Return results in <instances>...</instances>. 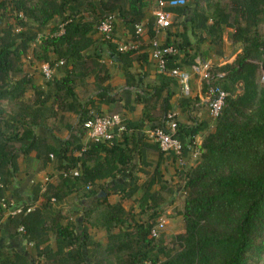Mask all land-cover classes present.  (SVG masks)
<instances>
[{"label": "trees", "instance_id": "trees-1", "mask_svg": "<svg viewBox=\"0 0 264 264\" xmlns=\"http://www.w3.org/2000/svg\"><path fill=\"white\" fill-rule=\"evenodd\" d=\"M154 1L0 0V102L11 106L5 119L0 107V197L23 202L25 207L41 198L32 212L6 221L9 238L18 236L31 244L35 258L0 248V264H264V34L260 31L264 0H188L184 7L167 9L174 22L163 45L177 50L167 69L185 70L198 57L206 61L212 51L219 55L226 29L231 30L227 39L239 48L230 63L211 71V84L228 96L213 131L198 147L199 156L191 165L176 167L178 186L163 173L165 163L176 166V157L162 152L143 130L162 126L163 118L175 108L188 114L200 100L179 97L174 105L179 86L167 73L156 71L153 83L144 87L146 75L134 67L150 66L145 47L142 53H120L108 43L110 59L120 65L124 77L121 89L113 92L101 51L94 46L96 28L108 14H115L132 38L134 26L148 19L152 37L153 18L146 14ZM8 11L15 25L6 22ZM86 11L93 19H85ZM53 22L65 24L64 33L43 39L33 56L51 66L63 61V75L40 87L21 76V58ZM89 78L94 96L81 101L76 88ZM29 90L34 96L26 100ZM205 90L202 83V94ZM100 105L107 106L110 115L120 114L127 132L120 142L90 143L81 151L82 124L91 112L102 114ZM54 106L60 115L77 116V127L64 124L68 132L64 139L51 125L59 115ZM139 106L140 118L128 119L126 115ZM205 129L204 121L178 122L177 138L185 158ZM31 153L42 166L53 162L58 179L47 183L42 193V185H35L33 195L29 192L28 200H23V189L15 186L18 157ZM78 165L80 176L71 177L69 171ZM138 173L146 176L141 183ZM177 188L183 203L176 215L182 219L183 231L172 238L173 249H168L162 237L150 234L165 204L177 196ZM115 195L120 199L110 203L109 197ZM70 196L92 202L80 224L64 220L59 205ZM132 199L137 213L122 204ZM2 215L0 209V224ZM89 229L105 232L106 243L94 242Z\"/></svg>", "mask_w": 264, "mask_h": 264}, {"label": "built area", "instance_id": "built-area-1", "mask_svg": "<svg viewBox=\"0 0 264 264\" xmlns=\"http://www.w3.org/2000/svg\"><path fill=\"white\" fill-rule=\"evenodd\" d=\"M186 0H155L153 3V9L151 11L150 17L153 18V28L152 31L154 35L152 37L148 34L147 22L148 19L143 20L141 23L134 26L135 32L134 36L129 37L125 43H119L115 39V14H108L104 16L96 28V35L98 40L103 43H113L117 46V51L120 53H126L130 51H135L136 53L141 52V47L144 45L146 52H148V59L154 64L158 72L167 73L170 77L174 78L178 82L179 90L182 97H189L191 93L190 80L195 77L199 84V90L202 94V83L206 84V90L202 94L207 106V111L209 117L212 121H215L221 114L224 107V102L228 93L224 92L218 86H213L211 84V71L212 64L208 61H203L199 57L195 59L194 64L185 70H180L178 68L167 69V63L169 57L175 55L177 50L172 46H164L163 39L161 37L166 35L167 29L173 24V14L167 9L184 7L186 5ZM64 25L60 24L57 31L46 38H53L61 36L64 33ZM37 40V39H36ZM63 61H59L54 64V67L62 65ZM43 77L46 80L52 79L53 68L48 63H43L40 65ZM223 74H218L222 76ZM91 118L82 124V130L84 129V137L82 141L81 151L88 148L90 143H106L112 145L115 142H120L123 133L127 132L124 118L120 114H101L97 115L91 112ZM177 112L174 110L169 111L163 118L162 126L150 129L147 134L152 142L157 143L160 150L166 154H172L176 157V167L180 170L184 166L189 165L199 156V149L201 143L194 142V148L188 157H184L182 152V143L177 138ZM52 159V156H51ZM79 165L74 169L69 171L71 177L80 176ZM63 177H66L65 172H61ZM50 180L45 177L42 181L41 193L45 190V186ZM0 188L2 185L0 183ZM40 201L37 200L36 202ZM55 199L51 198V202ZM37 203L33 206L25 207L23 202H19L14 199H9L7 196L0 197V209L3 212L2 219H9L20 214H27L34 210ZM3 220H1L0 231L2 229ZM165 228V221L159 219L156 225L151 229L150 236L158 239L161 232ZM22 233L24 232L22 228L19 229ZM31 245V244H30ZM143 264H150L149 261H145Z\"/></svg>", "mask_w": 264, "mask_h": 264}, {"label": "rangeland", "instance_id": "rangeland-1", "mask_svg": "<svg viewBox=\"0 0 264 264\" xmlns=\"http://www.w3.org/2000/svg\"><path fill=\"white\" fill-rule=\"evenodd\" d=\"M186 1H187L186 2V4H187L188 0H186ZM152 9H153V4H152V8L146 14L147 18L150 17ZM6 15H7L6 22L10 25L13 23L15 25V19L13 16H11L12 12L8 11ZM19 17L23 18L22 15H19ZM84 17L86 20L93 19V15L91 14L90 11H86L84 13ZM99 20L100 19H98V21ZM59 25L60 24L57 25V22H53L50 25H48L47 29L44 32H41L38 34V36L36 38L37 40L35 43H33L31 45L29 52L21 58V65H22V71H23L21 76H26L27 78H31L33 80V83L37 86H40V87L43 86L44 87L45 82L47 80L43 77L42 72H41V68H40V65L43 63L39 62L35 59V57L33 56V51L38 50V45L44 39V37L46 35L49 36L50 34H52L54 29L56 27H58ZM172 29L175 30V26H173ZM260 31L264 34V25L260 26ZM227 32H228V30L226 29V31H224V35H223L224 40H223L222 53L219 55H216L213 58L210 57L213 59L215 66L222 64L223 62H227L229 60L230 56L233 53H235V51L238 48L237 46L233 47V46L229 45V42L226 41V33ZM128 35L129 34L123 28L121 23L116 19V22H115V39L119 43H125ZM94 38L96 40V44L94 46L97 47V49L99 51H101V59L105 63V65L107 66L108 72L110 73V76H111L110 81L108 83L113 88V90H114L113 92L119 91L124 84V77L122 76V73L120 70V65L117 62H114L110 59L109 51L106 47V45L108 43L100 42L98 40L96 33L94 35ZM144 47L147 48L146 45H144ZM223 48H224V50H223ZM90 51H91V49H90ZM139 53H142V52H139ZM63 66L62 65H59L57 67L51 66L53 68L52 78L58 79V78L62 77V75H63V72H62L63 68L62 67ZM134 70L135 71L139 70V67L135 66ZM154 71H156V70L154 69ZM261 77H262L263 83H264V72L262 73ZM16 79H17V77H16ZM16 79L12 78L13 81H15ZM191 87H192V85H191ZM94 90H95V87H94L93 79L89 78L84 82V84L77 86L76 93L78 94L79 99L81 101H83V100L87 99L89 96L93 97L94 96L93 95ZM33 96H34L33 92L31 90H29L25 94L24 99L31 100L33 98ZM0 107L5 110V112L2 116V119H5L8 115V113L10 112L11 106H9L6 101H2V102H0ZM100 107H101V113L102 114H109L108 110H107L108 109L107 106L100 105ZM137 109H140V107H138ZM173 110L176 111L178 114V116H177L178 122H183V121L185 122L186 117H189L188 115H190V114L181 113L177 108H175ZM54 111H56V113H59V115H57V117L52 119L51 125H53V127H54V132H55L56 136L59 139H64L68 135V132L65 129L64 124L69 123V124L73 125L74 128L77 127V116L75 114H72V113H63L62 115H60V112H59V110H57L56 107L54 108ZM200 111H202L205 115L204 117L206 118V123L209 126V128L207 129L208 132L213 131L215 122L212 121L211 118L209 117V114H208L206 108L203 107L200 109ZM128 115H130V114H128ZM128 115H126V116H128ZM193 115H195L194 117L198 122L199 117L197 116V114H193ZM132 117L134 118V116H132ZM82 143H83V141H82ZM19 164L22 166L25 165V167L22 168ZM191 164L192 163H190V165ZM26 166L29 170L25 171V174H24L23 172H24V169L26 168ZM54 166L55 165L53 162L50 164H47L46 166H42L39 161H36V159H34L32 156L29 157V155L26 158H22L21 156H19L18 157V172H17L16 177H15V185H17V186L23 185L21 187V189H23L24 191H28L33 195L34 186L37 184H41L45 177H47L50 180L49 183H54L55 181H57L58 176H57V173L54 169L55 168ZM20 167H21V170H20ZM175 167L176 166H174V165L168 164V167L166 168V171H165V177L167 178L168 181L175 183L174 184L175 186H178L179 180H178V176L176 174L177 171H176ZM138 175L140 177L139 178L140 183L146 179V176L144 173H138ZM20 177H22V178H20ZM21 192H22L21 193L22 199L28 200L27 195H24L22 190H21ZM30 193H28V194H30ZM138 197H139V194H136L135 198L138 199ZM39 199H41V198H39ZM119 199H120V197L118 195L110 196L109 202L114 203V202H117ZM80 201L82 202L83 200H81L75 196H70L69 198H67L65 200V202H68V203H66V209L64 211V215L66 217L65 218L66 220L69 219V220L75 221L77 218L83 216L85 208L81 207L79 205ZM36 203H37V205H39L40 201H38ZM182 203H183V197L177 188V196L173 199V201L171 203L165 204L164 212L161 215V217L159 218V219H163L165 221V228L161 232L160 237L163 238L164 245L167 246L168 249H173L172 238L175 235H177L183 231L182 219L180 216L176 215V212L182 208ZM83 204H85V205L88 204V206H90L91 203L87 202V201L86 202L83 201ZM122 204L124 205V207L126 209L132 207L134 209L135 213H137L139 211L136 200L132 199L129 201H124ZM136 219L138 220V219H140V217L137 216ZM89 233H90L94 242H99L102 245H104L106 243L105 232L98 231L95 229L94 230L89 229ZM50 243H53L52 239H51ZM26 245L28 247H30V250H28V252L31 251V245L30 244H26ZM31 255H32V257L35 258L34 252L31 253Z\"/></svg>", "mask_w": 264, "mask_h": 264}, {"label": "crops", "instance_id": "crops-1", "mask_svg": "<svg viewBox=\"0 0 264 264\" xmlns=\"http://www.w3.org/2000/svg\"><path fill=\"white\" fill-rule=\"evenodd\" d=\"M186 18V17H185ZM120 22V21H119ZM121 23V22H120ZM121 25H122V23H121ZM123 26V25H122ZM124 28V27H123ZM228 30V32L226 33V41H228L229 42V45H231V46H233L232 44H231V42L227 39V34L229 33V32H231V30L230 29H227ZM226 31V30H225ZM166 36V35H165ZM165 36L163 35L162 37H161V39H165ZM129 37H131L130 35H128V37L126 38V39H128ZM223 40H224V36H223ZM222 47H223V45H222ZM222 47H221V53H222ZM234 47V46H233ZM223 50H224V48H223ZM220 53V54H221ZM239 53V48H237V50L235 51V53H233L231 56H230V58H229V60L227 61V62H223L222 64H219V65H216L215 66V63H214V61H213V57H215L216 56V54H215V52L214 51H212V52H210V54H209V56H208V58L206 59V61H208V62H210L211 64H212V70L213 69H215V67H219V66H222V65H224L225 63H230L235 57H236V55ZM210 57H212V58H210ZM148 61H149V59H148ZM149 63H150V66H148V68H143L142 70H138L137 72H142V73H144L145 75H146V77H145V79H144V87H146V85L147 84H152L153 83V81H154V74H155V72L157 71V69L155 68V66H154V64L153 63H151L150 61H149ZM154 69L156 70V71H154ZM190 85H192V87H191V93H190V95H189V97H198V99L200 100V103L199 104H195V106L191 109V111L188 113V114H190V115H188L189 117H186V121L184 122L183 121V123H187V124H190V123H192V122H195V121H197L196 119H195V115H193V114H197V116L199 117V120H198V122H202V121H204V122H206V118L204 117L205 115H204V113L202 112V111H200V109L201 108H206V110H207V106H206V104H205V100H204V98H203V95L201 94V92H200V90H199V84H198V81L196 80V78L195 77H192L191 78V80H190ZM139 93H143V90H140L139 91ZM179 97H182V95H181V93H180V90H179V87L177 88V90H176V96L173 98V100H172V103L175 105L176 104V99L177 98H179ZM140 107V109H137L134 113H132V114H130V115H128L127 116V118L128 119H130V120H132V121H136V120H138L139 118H140V116H141V106H139ZM208 112V111H207ZM132 116H134V118L132 117ZM133 118V119H132ZM209 128V126L207 125V129ZM207 129H205L203 132H202V134H200V135H198L196 138H195V140H196V142L197 143H201V141H202V139H203V137L207 134V133H209V132H212V131H209L208 132V130ZM150 129H147V128H145L144 130H143V135L144 136H147L148 137V134H147V132L149 131ZM149 138V137H148ZM30 156H32L34 159H35V157H34V154H30L29 155V157ZM22 158H26V157H23V156H21ZM152 158V157H151ZM37 161V160H36ZM20 165V164H19ZM22 168L23 167H25V165L24 166H22V165H20ZM21 167H20V170H21ZM168 167V163H165V165H163V173H164V178L167 180V178L165 177V171H166V168ZM26 168H27V166H26ZM24 169V174H25V171H28L29 169L27 168V169ZM176 168V167H175ZM152 169V166L151 167H148V170H151ZM20 178H22V177H20ZM171 184H175V183H172L171 181H169ZM17 188H21L23 185H21V186H17V185H15ZM29 192L28 191H24L23 190V194L24 195H27ZM66 203H68V202H65V201H63V203H61L59 206L62 208V210H63V216L65 217V215H64V211H65V209H66ZM91 204H92V202H90ZM91 204H90V206H91ZM79 205L81 206V207H84L86 210L87 209H89V207L90 206H88V204H83V201L81 202L80 201V203H79ZM82 217L83 216H81V217H79V218H77L75 221L74 220H66V219H64V220H66L65 222H67V221H74L76 224H80L81 223V219H82ZM66 218V217H65ZM1 220H3V227H2V230H1V232H0V248H3V249H7L8 251H15V252H19V253H23L24 255H31V253H33V249H32V247H31V251H29L28 252V250H30V247H28L27 245H26V243H24L23 241H21L20 240V237H18V236H16V238L15 239H11V238H9V236H8V232H7V230H6V228H7V224H6V221L8 220V219H1ZM32 256V255H31Z\"/></svg>", "mask_w": 264, "mask_h": 264}, {"label": "water", "instance_id": "water-1", "mask_svg": "<svg viewBox=\"0 0 264 264\" xmlns=\"http://www.w3.org/2000/svg\"><path fill=\"white\" fill-rule=\"evenodd\" d=\"M100 196H105V194L104 193H101Z\"/></svg>", "mask_w": 264, "mask_h": 264}]
</instances>
